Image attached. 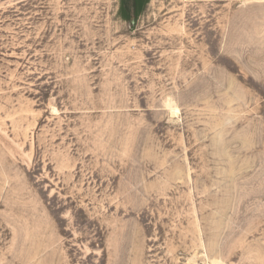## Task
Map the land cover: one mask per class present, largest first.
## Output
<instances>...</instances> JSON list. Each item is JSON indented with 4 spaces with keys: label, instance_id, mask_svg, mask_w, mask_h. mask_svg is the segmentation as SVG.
<instances>
[{
    "label": "rangeland",
    "instance_id": "obj_1",
    "mask_svg": "<svg viewBox=\"0 0 264 264\" xmlns=\"http://www.w3.org/2000/svg\"><path fill=\"white\" fill-rule=\"evenodd\" d=\"M119 7L0 0V264H264V0Z\"/></svg>",
    "mask_w": 264,
    "mask_h": 264
},
{
    "label": "trees",
    "instance_id": "obj_2",
    "mask_svg": "<svg viewBox=\"0 0 264 264\" xmlns=\"http://www.w3.org/2000/svg\"><path fill=\"white\" fill-rule=\"evenodd\" d=\"M150 0H120L119 14L122 18L134 24L145 11Z\"/></svg>",
    "mask_w": 264,
    "mask_h": 264
},
{
    "label": "bare ground",
    "instance_id": "obj_3",
    "mask_svg": "<svg viewBox=\"0 0 264 264\" xmlns=\"http://www.w3.org/2000/svg\"><path fill=\"white\" fill-rule=\"evenodd\" d=\"M172 108H173V107H172ZM175 111H177V108L174 109V113H175ZM215 264H217V263L215 262Z\"/></svg>",
    "mask_w": 264,
    "mask_h": 264
}]
</instances>
